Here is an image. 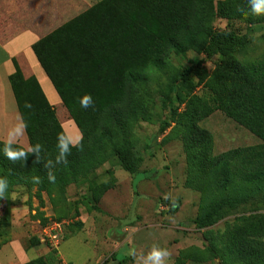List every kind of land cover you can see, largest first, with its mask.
<instances>
[{"label": "trees", "instance_id": "16d2710c", "mask_svg": "<svg viewBox=\"0 0 264 264\" xmlns=\"http://www.w3.org/2000/svg\"><path fill=\"white\" fill-rule=\"evenodd\" d=\"M252 8L251 0H97L39 38L32 50L78 127L82 147H71L58 161L56 138L66 133L37 78L25 77L14 60L15 70L8 80L22 124L27 125L29 147L40 148L38 155L30 151L25 159L11 161L2 151L6 141L0 140V177L7 181L3 192L15 186L36 187L40 204L43 192L57 203L65 200L67 186L86 181L111 156L124 170L135 172L130 148L136 125L149 116L145 102L155 94L157 77L172 70L171 55L189 50L205 58L218 55L220 60L210 74L200 67L204 58L193 67L172 72L180 84L191 83L188 75H195L207 93L176 92L183 107L173 114L168 138L178 139L185 150L188 186L207 194L221 185L233 195L215 198L194 223L210 225L225 208L246 200L238 194L264 190V55L237 58L236 52L249 38L231 24L235 20L264 24V14L257 15ZM217 18L227 20V25L213 26ZM84 94L93 98L87 108L79 103ZM214 110L260 142L213 153L212 133L201 121ZM12 147L27 150L18 143ZM50 172L55 181L49 180ZM109 187L88 183L87 199L90 195L98 201ZM31 241L39 242L36 237ZM220 256L222 264H264V211L236 219L221 242ZM188 257L191 254L182 255L173 264H184ZM24 264H60V259L57 250L50 248Z\"/></svg>", "mask_w": 264, "mask_h": 264}, {"label": "rangeland", "instance_id": "374dc122", "mask_svg": "<svg viewBox=\"0 0 264 264\" xmlns=\"http://www.w3.org/2000/svg\"><path fill=\"white\" fill-rule=\"evenodd\" d=\"M95 1L57 0V4L62 19H67ZM231 24L249 38L247 45L236 52L237 58L251 60L264 55V24L245 25L237 20ZM226 25L227 20L217 18L213 26L224 28ZM203 58L200 67L208 74L212 73L220 56L205 58L203 53L189 50L182 55L172 54V70L157 77L155 94L145 102L149 116L138 122L132 136L134 143L130 153L136 161L135 172L124 170L117 157L111 156L86 181L75 184L71 201L58 200V213L50 218L73 220L66 226L57 248L70 264H145L154 246L170 253L165 264H173L185 254H191V257L184 264H222L221 242L232 224L241 215L264 211V190L250 195L241 193L238 196H246V200L225 208L214 223L202 227L194 223L202 208L215 198L233 196L226 186L217 185L207 194L188 186L185 150L178 139L168 138L174 126L173 114L183 107V103L179 104L176 99V92L207 93L195 75H188L191 83H184L186 89L183 82L180 84L174 79V74L195 66ZM54 109L63 128L71 118L64 106ZM201 125L212 133L213 153L260 142L254 134L219 110L204 118ZM88 183H107L110 187L95 201L90 195L87 199ZM24 193L30 200L36 197V187L15 186L0 197V243L6 235L3 226L9 224L11 205L16 204L18 196ZM46 221L47 218H43L41 225ZM77 221L81 224L78 225ZM93 235L98 239L97 245L91 238Z\"/></svg>", "mask_w": 264, "mask_h": 264}, {"label": "crops", "instance_id": "0c3cea01", "mask_svg": "<svg viewBox=\"0 0 264 264\" xmlns=\"http://www.w3.org/2000/svg\"><path fill=\"white\" fill-rule=\"evenodd\" d=\"M62 18L57 0H0V140L2 141H7L9 130L22 125L8 80V76L15 70L14 60L25 77L34 75L37 78L50 104L54 107L62 106L59 94L32 50L35 41L72 17ZM63 129L67 135L73 137L81 135L73 119H69L63 125ZM13 143L28 149L29 143L25 131ZM75 188V184L67 186L66 202L73 199L72 193ZM13 197L15 198V195ZM41 197L42 204L34 196L28 200V194L24 193L18 196L19 200L16 204L11 205L9 224L4 227L6 235L0 243V264H24L48 253L49 248L39 239L38 243L31 241L32 237L38 238L40 228L43 226L41 220L43 218L48 220L58 213L57 203L52 202L44 192ZM94 236L90 237L94 238L97 245L98 239ZM58 258L60 264H70L59 252Z\"/></svg>", "mask_w": 264, "mask_h": 264}, {"label": "clouds", "instance_id": "9594fccd", "mask_svg": "<svg viewBox=\"0 0 264 264\" xmlns=\"http://www.w3.org/2000/svg\"><path fill=\"white\" fill-rule=\"evenodd\" d=\"M253 5L252 11L257 14H264V0H251ZM91 94H84L79 98V103L82 108H87L92 103ZM26 107H30V104H26ZM27 125H19L17 127L12 128L8 132V139L5 142V147L3 148V154L8 160L17 161L25 159L26 155L30 151L37 152L39 154L40 145H36L34 148L29 147L26 151L20 148H13V141L18 140L24 132V129ZM83 137L82 135H77L75 137L67 135V134H58L56 138V147L59 150L58 161L61 159H65V154L70 152L71 147H75L80 149L82 147L81 141ZM38 180V178H36ZM49 180L55 181V176L50 172ZM7 186V181L5 178L0 177V197L3 196V189ZM170 255L163 248L153 247L150 252L148 259L145 261V264H165V259Z\"/></svg>", "mask_w": 264, "mask_h": 264}, {"label": "built area", "instance_id": "2783aa9c", "mask_svg": "<svg viewBox=\"0 0 264 264\" xmlns=\"http://www.w3.org/2000/svg\"><path fill=\"white\" fill-rule=\"evenodd\" d=\"M73 222L69 219H54L49 218L46 223L40 228L38 239L41 243L45 244L49 249H56L59 247L65 228L68 224Z\"/></svg>", "mask_w": 264, "mask_h": 264}]
</instances>
